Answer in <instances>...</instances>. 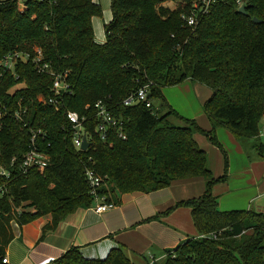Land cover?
Segmentation results:
<instances>
[{"label": "trees", "instance_id": "16d2710c", "mask_svg": "<svg viewBox=\"0 0 264 264\" xmlns=\"http://www.w3.org/2000/svg\"><path fill=\"white\" fill-rule=\"evenodd\" d=\"M169 1L177 7H166ZM242 1L248 15L238 13L237 0H218L206 14L199 13L195 27H188L182 17L191 14L194 0H111L106 42L98 44L93 19L102 18L103 10L95 0H0V60L10 53L40 50L51 71L66 75L71 88L57 111L38 101L53 97L52 76L38 74L31 63H19L14 71L0 69V104L5 108L0 166L10 175L0 176V187L7 189L1 200L0 264L14 240L13 221L24 226L50 217L43 239L77 210L96 205L88 170L104 178L98 195L113 206L126 194L154 193L179 181H206L201 197L177 203L147 221L178 208L191 211L198 237L168 251L163 264H264V214L220 211L212 189L227 181V156L224 176L215 179L207 153L194 138L204 136L221 151L215 135L219 128L237 141L258 138L264 118V0ZM187 81L211 91L203 105L211 131L181 117L163 96V89ZM148 84L152 109L124 104ZM99 102L122 123L125 141L115 129L105 139L95 133ZM20 107L26 110L21 121L14 117ZM67 111L86 120V152L73 146ZM34 134L38 150L50 158L49 166L44 172L23 174ZM254 149L264 161V143ZM53 264L133 263L121 249L104 260H88L72 248Z\"/></svg>", "mask_w": 264, "mask_h": 264}, {"label": "crops", "instance_id": "0c3cea01", "mask_svg": "<svg viewBox=\"0 0 264 264\" xmlns=\"http://www.w3.org/2000/svg\"><path fill=\"white\" fill-rule=\"evenodd\" d=\"M109 4L111 11V0ZM95 20L94 18L93 29L96 42L104 44L105 26L112 21V12L109 21L105 22L102 31H99V38L94 27ZM172 90L195 93L199 102L205 104L209 98L203 100L199 97H207L208 89L187 81L181 86L165 88L162 93L168 105L181 117L195 120L201 129L211 131V125L208 127L200 125V122L204 121L200 106L187 99V95L184 98L185 103L180 106L178 102H173L174 98L168 96L172 94ZM215 133L222 151L201 135L197 134L194 138L200 148L207 153L209 168L215 179L224 176V156H227L229 164L227 181L215 185L212 189L213 196L218 198L219 207L222 206V212L247 209L264 213V175L255 173L257 164L254 162L258 161L251 164L246 162L237 176L231 170L234 156L238 154L242 159L247 156L246 149L250 148L247 140L237 141L222 128L217 129ZM240 183L244 186H238ZM205 190L206 181L194 179L174 182L169 188L154 193L126 194L120 198V205L100 215L92 208L77 210L54 231L48 232L43 239H41L43 228L51 222L50 217L24 226L14 225L12 226V229L15 228L12 230L14 240L8 246L5 257L8 264H53L72 248H79L84 258L88 260H104L112 250L121 249L128 257H135L133 259L136 261L135 264H148L150 257H154L159 264L165 261L168 251H173L184 242L198 237V234L188 208H178L159 220L147 221L165 213L177 203L201 197ZM241 198L243 208L237 209L235 207Z\"/></svg>", "mask_w": 264, "mask_h": 264}, {"label": "built area", "instance_id": "2783aa9c", "mask_svg": "<svg viewBox=\"0 0 264 264\" xmlns=\"http://www.w3.org/2000/svg\"><path fill=\"white\" fill-rule=\"evenodd\" d=\"M218 0H194L193 9L191 10V14L188 17L183 16L184 22L188 27H195L197 25L198 16L200 14H206L210 8L217 2ZM237 5L239 9L245 6V3L242 0H237ZM19 63H31L35 66V70L40 75H50L53 77V97L46 100L43 97H38V101L54 107L57 111L60 108L61 100L64 96L71 93V88L69 84L66 82V75H59L53 73L50 69V65L45 63L44 56L42 51L35 49L34 54L30 53H20L14 52L6 55L4 58L0 60V69L4 71H14L15 67ZM151 86L152 84L145 85L141 89H139L135 94L131 95L124 104L126 106H131L135 104H144L147 109H152L153 101L150 99L151 94ZM88 109V107L86 108ZM96 112V120L97 125L95 128V133L100 135L102 139L108 134L110 129L117 130L119 138L123 141L126 140V136L122 132V123L116 120L111 112L105 107L102 102H99L95 105ZM5 108L0 104V121L5 116ZM22 114H26V110H23L21 107L18 111L14 113V117L16 120H22ZM66 118L69 124L72 126L73 137L72 142L73 146L77 151H81L83 145V138L86 137L88 143H90V137L85 129V119L81 118L79 114L72 111H67L65 113ZM40 133V132H39ZM37 135L34 134L31 139L30 149L25 155L21 170L23 174L28 173L30 170L36 169L40 172H44L45 169L49 166L50 158L40 152L37 148L36 144ZM258 138L264 143V118H262L260 131ZM83 152V151H82ZM0 176L6 179H9L10 175L8 171H6L3 167L0 166ZM86 178L89 182L91 188V194L96 199V205L92 208L94 212L98 215L107 212L109 209L113 208V205L105 204L104 198H100L98 195V191L105 185L104 178L100 177L93 170H88L86 172ZM7 193V189L5 186L0 187V212H1V200L4 195ZM21 211V210H20ZM21 213V212H19ZM19 226L16 222H12L11 226ZM208 237V236H207ZM211 238H216V235L213 234L210 236ZM200 238H206V236H202ZM2 264H8V259L4 257L2 259ZM148 264H157V261L154 257H150Z\"/></svg>", "mask_w": 264, "mask_h": 264}, {"label": "rangeland", "instance_id": "374dc122", "mask_svg": "<svg viewBox=\"0 0 264 264\" xmlns=\"http://www.w3.org/2000/svg\"><path fill=\"white\" fill-rule=\"evenodd\" d=\"M95 1H96L97 4H99L102 7V10H103V17L102 18H95L96 20H95L94 27H95V31H96L97 36H98L99 31H102V29H103V24L105 22H108L109 21L110 15H111V11H110V4H109L110 3V0H95ZM165 6L166 7H169L170 9H175L177 7V4L169 1V2H166L165 3ZM100 24H101L102 28H100ZM102 35H103V33H102ZM98 38H99V36H98ZM190 83L193 84V82H190ZM184 85H186V84H184ZM184 85L182 86L183 89L185 87ZM187 85H189V84H187ZM171 93L172 94H168V96H171V98H174L173 102H175V101L178 102V104L180 106H183V104L185 103L184 102V100H185L184 98H185V95H187V99H189V100L191 99L192 101H194L195 105H199L200 106V110L202 111V116H203V120H204V121L200 122V125L202 127H208V125H210V122H209L208 118L206 117V115L204 113V110H203V104H204V102H201V101L199 102V100L196 98L195 93H192V94H188L186 92L180 93L179 90H172ZM210 93H211V91L208 89V96L207 97H199V96L198 97L199 98H202L203 100L204 99L206 100V98H210L211 97L210 96ZM154 105H155V107L157 109H159L161 111L162 114L165 112L164 109H163V107H162L161 102L156 101V102H154ZM261 142L262 141L259 138H257V139H247V142L246 143L249 144V146H250L249 149L248 148L246 149L247 156L243 157V159L238 154L236 156H234L233 163L231 165V170H232V173L233 174H236V176H237L239 174L240 170H241V167H243L246 162L251 164L253 161H258V162H254V163L257 164L256 165V169H255L256 170L255 173L256 174L257 173H261L262 176L264 175V161L261 160L257 156V153H255V151H254L255 146L258 143H261ZM238 186H244V184L241 185V183H240V184H238ZM230 201L231 200H228V202H230ZM238 201H239L238 203L240 205L238 204L237 207H235V208L242 209L243 207L241 205L243 203V199L241 198ZM219 209H220L221 212L223 211L222 210V206L219 207ZM26 211L27 212H30L32 210H26ZM246 211H247V209H246ZM12 230L14 231L15 228L12 229ZM129 257H130V260H132L134 262V263L133 262L132 263L135 264L136 261L133 260L135 257H133V256H129ZM159 264H163V261L159 262Z\"/></svg>", "mask_w": 264, "mask_h": 264}, {"label": "water", "instance_id": "95a60500", "mask_svg": "<svg viewBox=\"0 0 264 264\" xmlns=\"http://www.w3.org/2000/svg\"><path fill=\"white\" fill-rule=\"evenodd\" d=\"M248 6H243V7H241L239 10H238V13L239 14H241V15H248L247 14V10H248ZM253 22L255 23V24H262V22L261 21H259L258 19H256V18H254L253 19ZM89 147H90V143H88V141H87V138L86 137H84L83 138V145H82V148H81V151H83V152H86L88 149H89ZM264 214V213H263Z\"/></svg>", "mask_w": 264, "mask_h": 264}]
</instances>
